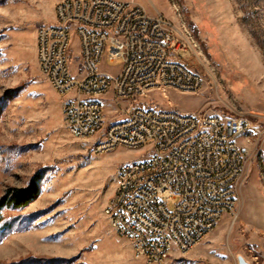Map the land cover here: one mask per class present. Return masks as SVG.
<instances>
[{
  "label": "rangeland",
  "instance_id": "374dc122",
  "mask_svg": "<svg viewBox=\"0 0 264 264\" xmlns=\"http://www.w3.org/2000/svg\"><path fill=\"white\" fill-rule=\"evenodd\" d=\"M60 1L0 0V199L10 189L27 188L37 173L41 187L26 208H4L0 264H145L113 230L105 209L121 166L144 159L146 151L100 154L94 139L70 135L64 120L68 96L52 89L37 64V29L53 23ZM116 1H134L178 26L202 80L195 93L172 90L164 97L155 91L144 102L244 117L251 126L235 213L192 250L174 249L161 264H238L239 255L264 264V0ZM121 64L117 59L109 65ZM105 106L110 124L121 121L112 99Z\"/></svg>",
  "mask_w": 264,
  "mask_h": 264
},
{
  "label": "built area",
  "instance_id": "2783aa9c",
  "mask_svg": "<svg viewBox=\"0 0 264 264\" xmlns=\"http://www.w3.org/2000/svg\"><path fill=\"white\" fill-rule=\"evenodd\" d=\"M189 38L161 13L116 0H62L36 32L41 74L64 104L68 132L100 154L145 150L121 166L105 214L145 264L185 254L234 214L250 150L244 117L184 113L144 102L152 92L195 93ZM117 59L118 67L110 66ZM111 91V98H99ZM112 99L121 126H110ZM127 102L124 106L123 103Z\"/></svg>",
  "mask_w": 264,
  "mask_h": 264
},
{
  "label": "trees",
  "instance_id": "16d2710c",
  "mask_svg": "<svg viewBox=\"0 0 264 264\" xmlns=\"http://www.w3.org/2000/svg\"><path fill=\"white\" fill-rule=\"evenodd\" d=\"M40 174H35L27 188L10 189L5 196L0 199V227L3 222V210L6 207L14 209H23L33 203L40 194L41 187L39 184ZM14 264H29V262H18Z\"/></svg>",
  "mask_w": 264,
  "mask_h": 264
},
{
  "label": "bare ground",
  "instance_id": "6f19581e",
  "mask_svg": "<svg viewBox=\"0 0 264 264\" xmlns=\"http://www.w3.org/2000/svg\"><path fill=\"white\" fill-rule=\"evenodd\" d=\"M180 35H183V37H186L182 32H180ZM188 35V34H187ZM189 37V36H188ZM187 38V37H186ZM189 48L190 50L192 51L193 48H192V45L191 43L189 42ZM105 94H110L111 95V91H99V97L105 95ZM103 98V97H102ZM110 126H121V121L117 122V123H112L110 124Z\"/></svg>",
  "mask_w": 264,
  "mask_h": 264
},
{
  "label": "water",
  "instance_id": "95a60500",
  "mask_svg": "<svg viewBox=\"0 0 264 264\" xmlns=\"http://www.w3.org/2000/svg\"><path fill=\"white\" fill-rule=\"evenodd\" d=\"M238 264H250L243 256L239 255L237 257Z\"/></svg>",
  "mask_w": 264,
  "mask_h": 264
},
{
  "label": "crops",
  "instance_id": "0c3cea01",
  "mask_svg": "<svg viewBox=\"0 0 264 264\" xmlns=\"http://www.w3.org/2000/svg\"><path fill=\"white\" fill-rule=\"evenodd\" d=\"M53 21H54V16H53ZM129 243V242H128ZM131 245V244H130Z\"/></svg>",
  "mask_w": 264,
  "mask_h": 264
}]
</instances>
